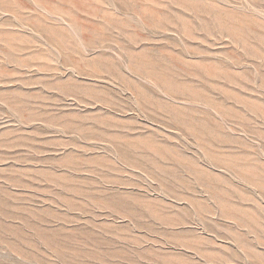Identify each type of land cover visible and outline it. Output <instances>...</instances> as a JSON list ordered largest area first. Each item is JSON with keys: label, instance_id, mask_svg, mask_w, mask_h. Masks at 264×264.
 I'll use <instances>...</instances> for the list:
<instances>
[{"label": "rangeland", "instance_id": "374dc122", "mask_svg": "<svg viewBox=\"0 0 264 264\" xmlns=\"http://www.w3.org/2000/svg\"><path fill=\"white\" fill-rule=\"evenodd\" d=\"M0 264H264V0H0Z\"/></svg>", "mask_w": 264, "mask_h": 264}]
</instances>
